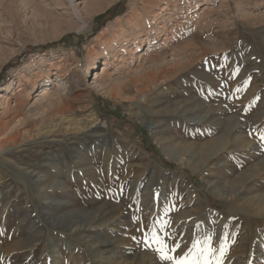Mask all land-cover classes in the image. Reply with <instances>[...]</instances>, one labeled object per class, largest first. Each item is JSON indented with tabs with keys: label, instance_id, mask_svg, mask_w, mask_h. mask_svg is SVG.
Segmentation results:
<instances>
[{
	"label": "rangeland",
	"instance_id": "1",
	"mask_svg": "<svg viewBox=\"0 0 264 264\" xmlns=\"http://www.w3.org/2000/svg\"><path fill=\"white\" fill-rule=\"evenodd\" d=\"M89 1L0 0V264H264V0Z\"/></svg>",
	"mask_w": 264,
	"mask_h": 264
},
{
	"label": "snow or ice",
	"instance_id": "2",
	"mask_svg": "<svg viewBox=\"0 0 264 264\" xmlns=\"http://www.w3.org/2000/svg\"><path fill=\"white\" fill-rule=\"evenodd\" d=\"M260 139L264 141V131H261ZM169 239L172 237L169 236ZM145 242L150 247L154 245L153 250L158 254L159 259L170 262V264H222L221 257L225 253L223 245L219 249L212 246L211 237H206L203 240L194 239L191 247L183 255L177 256L170 253H175L180 248V243L168 245L162 237L157 235L155 230L151 231V240L146 238Z\"/></svg>",
	"mask_w": 264,
	"mask_h": 264
},
{
	"label": "bare ground",
	"instance_id": "3",
	"mask_svg": "<svg viewBox=\"0 0 264 264\" xmlns=\"http://www.w3.org/2000/svg\"><path fill=\"white\" fill-rule=\"evenodd\" d=\"M114 0H108L106 1L105 3L103 4H98L96 3V0H90L88 4L84 5L83 7V12H81L78 17L81 19V20H85V21H88L90 18H92L94 15L102 12L104 10V8L106 6H108L109 4H111ZM117 19V18H116ZM92 58V57H91ZM96 62V61H95ZM94 68V59H90V61L87 63V70L85 71V74L84 75H89L91 76L92 75V70ZM10 88V85H5V86H1L0 87V92H3V91H8ZM44 94H47L49 93L48 92V88L46 89V87H43V91H42ZM222 143V142H221ZM218 146V143H214L212 145H209L207 147H204V150H210V149H213V148H217Z\"/></svg>",
	"mask_w": 264,
	"mask_h": 264
},
{
	"label": "trees",
	"instance_id": "4",
	"mask_svg": "<svg viewBox=\"0 0 264 264\" xmlns=\"http://www.w3.org/2000/svg\"><path fill=\"white\" fill-rule=\"evenodd\" d=\"M163 164H164V166H166V167H168V168L173 167L172 164H170V163H168V162H166V161H163Z\"/></svg>",
	"mask_w": 264,
	"mask_h": 264
}]
</instances>
